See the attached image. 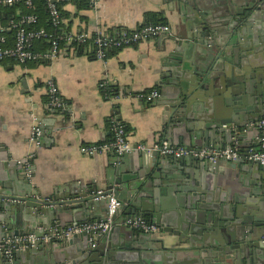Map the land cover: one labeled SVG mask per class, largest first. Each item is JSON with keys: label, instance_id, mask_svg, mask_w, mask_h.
<instances>
[{"label": "crops", "instance_id": "0c3cea01", "mask_svg": "<svg viewBox=\"0 0 264 264\" xmlns=\"http://www.w3.org/2000/svg\"><path fill=\"white\" fill-rule=\"evenodd\" d=\"M189 1L186 0L183 7L179 5L178 0L173 2L95 0L92 7L84 9L79 8L77 4L64 5L62 11L65 21L62 28L65 31L95 32L102 29L116 34L124 29H136L151 21L164 20L171 26L172 33L167 38L161 36L123 49L112 50L105 59L96 58L91 46H84L79 50L67 46L52 60L40 59L19 63L7 59L0 62V171L8 175L7 182L15 179L23 190L41 192L40 196L26 194L13 196L41 198L44 201L61 203L69 207L78 198L70 194L72 191L69 185L77 183L87 188L96 187L98 191L109 190V188H117V182L121 178L138 184L141 189L136 190V193L150 195L152 186L147 179L145 181L147 169L141 166L138 158L140 152H130L127 156L124 154L116 161L118 156L114 154L90 157L84 155L80 148L84 144L109 140L113 134L111 122L113 117L128 128V137L133 144L151 145L164 137L168 138L164 120V107L167 101L162 100V86L158 82L162 80L163 74L167 73L165 70L170 68L182 77L185 76V70L177 65L176 61L169 64L162 58L173 50L178 40L183 45L180 46L181 49L177 51L175 58H182L186 49L194 44L195 39L191 36L197 33V29L192 22L193 8L188 4ZM232 1L200 0L202 6L199 12L205 14L209 12L210 16L214 17L215 28L211 29L212 32L207 40L212 43L221 41L223 45L221 64L233 68H241L243 64L248 67L250 73L253 70L251 64L258 56V50L264 48V3L258 0L255 4H251V15L248 16L243 11L246 9L243 8L238 9L241 13L232 15L230 13ZM258 6L261 9H258ZM14 10L9 19L17 18L24 12L17 4ZM3 11L5 9L1 8L0 25H7L9 19L6 23H2ZM147 13L152 15L148 14V16ZM226 16L230 17L226 18ZM48 48L49 46L43 49L40 41H36L34 47L37 52H44ZM226 51L228 55L224 54ZM232 52L235 54L232 55ZM49 80L55 81L58 85L61 96L67 103L65 110L53 109L50 106ZM103 83L115 88L121 97L107 95L103 90ZM153 89H158L160 93L156 106L153 105L154 100L148 102L139 96ZM227 106V98L223 96L209 99L198 113L199 119L193 121L199 126L197 133L201 134L208 130L209 125L204 118L213 117ZM35 123L40 124L42 128L39 146H35L30 141ZM250 128L248 132L250 143L246 144L245 148L258 150L260 130L257 124L251 125ZM210 132L212 133L213 130ZM196 144L203 145L204 140L197 141ZM221 144L222 148L233 146L242 148L238 140L234 143L223 141L219 144L216 143L215 138H212L210 144L205 147L218 148ZM151 161L152 158H149L148 162ZM27 163L32 169L30 176L26 168ZM188 169L201 181L208 178L214 188L219 182L225 188L231 186L238 188L239 184L235 181V176L246 174L241 168L234 171L229 169L225 163L221 164L220 168L211 166L208 169L198 164L189 166ZM2 189L3 186L0 185V190ZM54 194H57V197ZM145 199L149 198L145 197ZM89 212L101 214L105 218L107 209L101 206ZM77 216L85 220L88 215L80 213ZM128 216H134L129 209L120 213L116 224L121 226L117 229L114 238L107 240L109 249L119 252L122 258L127 260L137 258L142 264H177L183 260L185 262L181 264H195L202 242L195 241L193 244L183 243L176 246L179 240L176 235L150 234L124 225ZM143 218L151 221L149 217ZM13 219L18 222L17 212L13 214ZM55 222H61V225L54 223L52 226L42 229L40 227L37 230H44L46 234L52 235L50 231L52 227H67L62 219ZM219 236L221 237L220 234ZM70 239L72 237L53 241V247L68 249L70 254L76 256L80 253L78 251L80 245L85 246L90 243V240L86 241L78 237L72 244L65 245ZM261 240L264 241V236ZM95 242L96 245L100 244L98 240ZM47 243L49 244L45 248H51L52 246H49L51 243ZM38 257L43 261L49 260L48 255L43 252H40Z\"/></svg>", "mask_w": 264, "mask_h": 264}, {"label": "water", "instance_id": "95a60500", "mask_svg": "<svg viewBox=\"0 0 264 264\" xmlns=\"http://www.w3.org/2000/svg\"><path fill=\"white\" fill-rule=\"evenodd\" d=\"M178 1L181 7L186 2ZM257 1L233 0L230 13L239 14L241 12H238V9L243 8L246 9L243 10L245 14L249 16L251 4ZM262 1L264 3V0ZM188 4L193 8L191 17L197 29V33L191 36L195 39L194 44L191 42L182 58H175L177 51L181 49L180 46L183 45L178 40L173 50L162 58L169 64L176 61V64L185 70V76L182 77L174 69H167L165 70L167 73L163 74L162 80L158 82L162 86V100L167 101L164 107V120L168 138H164L173 146L182 144L190 149L194 146L198 148L208 146L212 138L219 144L223 141L234 143L238 140L242 147L240 149L242 158L211 162L192 155L172 157L156 151L135 149L132 152H140L138 158L141 166L147 169L145 181L147 179L151 183L152 191L149 196L141 192L136 193V190L141 189L139 185L124 178L117 182V188H109L117 193L121 205L113 216L112 229L106 234L95 236L99 245L92 246L91 242L85 246L80 245L78 249L80 253L75 256L70 254L68 249L53 247V241L56 240H52L49 245L52 247L49 249L45 248L49 243H38L34 248L16 249L13 253V262L6 256L4 241L1 239L32 233L43 236L46 232L37 229L52 226L54 223L61 225V222H55L59 219L64 220L66 226L91 220H105L107 212L103 218L101 214H91L89 211L101 206L107 209L108 200L96 199L98 192L96 187L87 188L77 183L69 185L72 191L70 194L78 197L69 207L41 198L17 197L24 194L40 196L41 192L23 190L15 179L7 182L8 175L0 171V185L3 186L0 190V264H142L137 258L133 260L122 258L119 252L107 247V240L113 239L121 226L117 225L116 221L125 209H129L134 215L132 217H149L153 223L163 227L165 234L178 236L176 246L183 243L193 244L195 241L202 242L195 264H264V241L261 240L264 236V166L245 159L249 152L245 145L250 143L248 137L250 127L264 118V48L258 50V56L251 64L253 70L250 73L248 67L243 64L241 68L222 65L221 41L212 43L207 40L211 29L215 28L214 17L210 16L209 12L206 14L199 12L202 6L200 0H190ZM257 8L261 9L260 6ZM169 35L171 33L162 37L167 38ZM235 52L237 55V50ZM235 52H232V55ZM224 54L228 55V51ZM217 96L227 98L228 106L213 117L204 118L209 125L208 130L198 134L199 126L193 121L199 119L198 113L202 111L203 105ZM157 101L158 99L154 100V106L158 104ZM203 140V145L196 144L197 141ZM137 145L134 144V148ZM222 146L221 144L218 148ZM149 158H152L151 162H148ZM120 159L121 157H116V161ZM223 163L233 171L241 168L246 172L244 176L240 174L235 176L238 188L234 186L225 188L221 182L214 188L208 178L201 181L188 169L189 166L198 164L208 169L211 166L220 168ZM54 195L57 197V194ZM145 197L149 199L146 200ZM16 212L19 225L13 219ZM80 213L88 215L87 218L85 220L79 218L77 215ZM92 236L93 234L87 232L75 234L65 245L72 244L78 237L88 241ZM215 238L218 239L217 242ZM40 252L48 255L47 262L39 259ZM184 262L185 260L177 264Z\"/></svg>", "mask_w": 264, "mask_h": 264}, {"label": "built area", "instance_id": "2783aa9c", "mask_svg": "<svg viewBox=\"0 0 264 264\" xmlns=\"http://www.w3.org/2000/svg\"><path fill=\"white\" fill-rule=\"evenodd\" d=\"M49 11V19L54 27L62 26L65 19L62 13L64 5L76 4L81 0H46ZM90 7L95 4V0H88ZM18 2L24 3L28 8H33V0H0V9L4 6H12ZM39 17L36 13H23L17 18H11L7 25H0V62L12 59L19 63L40 59H55L61 54L67 46L73 50H79L84 46H91L94 49V56L98 59L107 58L109 50L123 49L128 46L138 44L152 38L161 37L172 33L171 26L166 22H149L136 29H124L116 34L109 33L106 30L98 29L95 32L88 30L82 31H63L61 33L51 32L45 27L36 26ZM7 30L14 31V41L8 45L6 36ZM46 39L49 41V48L44 52H37L34 47L36 41ZM103 90L107 95L113 94L115 98L121 97V94L114 92L112 86L102 84ZM49 104L53 109L65 110L67 103L61 96L58 85L53 80L48 81ZM148 102L156 100L159 96V90L153 89L143 92L139 95ZM112 137L104 142L84 144L81 146V152L90 157L100 156L103 154H114L118 157L130 153L133 150L156 151L161 155L172 157H183L192 155L196 158H202L211 162L219 160L233 161L242 158L241 150L238 146L230 148H187L185 146H173L166 139H160L151 145L140 143L134 148V144L129 140L126 126L112 118ZM260 130V149L249 150L245 159L257 162L264 166V118L257 123ZM42 139V128L40 124L35 123L30 141L39 146ZM31 156V155H30ZM30 176L31 166L26 165ZM96 199H107V217L101 221H86L70 225L67 227L55 226L51 228L52 235L46 234L38 236L36 234H20L6 237L4 239V251L10 262H13V253L16 249L34 248L38 243H47L52 240L61 241L71 238L75 234L83 232L91 233L90 238L92 246H96L95 236L97 234H106L114 226L113 216L121 205V201L114 190H99L96 193ZM124 225L150 234L164 233L163 227L153 223L143 217L127 218Z\"/></svg>", "mask_w": 264, "mask_h": 264}, {"label": "trees", "instance_id": "16d2710c", "mask_svg": "<svg viewBox=\"0 0 264 264\" xmlns=\"http://www.w3.org/2000/svg\"><path fill=\"white\" fill-rule=\"evenodd\" d=\"M16 4L19 7L21 6V8H23V10H24L23 13H36L38 15L39 20H38V23H37L36 26L45 27L47 30H49L51 32H56V33H61L63 31H65L62 28L63 25L62 26H59V27H54L52 25L51 20L49 19V11H48V8H47V1L46 0H33V4H34V7L33 8H28L22 2H18ZM16 4H14L12 6H4V7H2L3 9H5V11H3L2 14H1L2 23H6L7 20L11 17V15H13V13L15 12L14 7H16ZM76 4L81 9L89 8L90 7V4H89V1L88 0H81V1L77 2ZM62 13H63V11H62ZM148 14H151V13H147V15ZM151 22H153V21H151ZM158 22H165V21L164 20H160ZM6 36L8 38V45H12L13 44V41H14V31L7 30ZM39 41L41 42V46H42L43 49H46L49 46V44H50L49 41L46 40V39H41ZM113 50H115V49H113ZM111 51L112 50H109L108 51V54H110ZM92 53L94 54V49L92 50ZM108 54H107V56H108ZM114 92L115 93L117 92V90L115 88H114Z\"/></svg>", "mask_w": 264, "mask_h": 264}]
</instances>
